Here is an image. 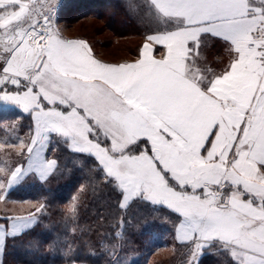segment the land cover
<instances>
[{
  "label": "snow or ice",
  "instance_id": "6c2138e0",
  "mask_svg": "<svg viewBox=\"0 0 264 264\" xmlns=\"http://www.w3.org/2000/svg\"><path fill=\"white\" fill-rule=\"evenodd\" d=\"M151 4L158 28L139 58L112 64L62 38L52 7L0 0V101L34 120L28 167L46 176L56 162L45 147L62 140L97 161L121 208L166 205L194 249L264 264V0ZM209 37L228 52L219 71L200 52ZM30 223L12 224V237Z\"/></svg>",
  "mask_w": 264,
  "mask_h": 264
},
{
  "label": "trees",
  "instance_id": "16d2710c",
  "mask_svg": "<svg viewBox=\"0 0 264 264\" xmlns=\"http://www.w3.org/2000/svg\"><path fill=\"white\" fill-rule=\"evenodd\" d=\"M118 11L121 28L114 26ZM154 11L148 0H63L55 20L65 35L63 24L71 27L81 18H107L115 37L140 38L130 51L134 56L145 36L158 28ZM75 37L87 39L96 52L90 38ZM32 134L28 112L0 109V145L5 147L1 151L8 152L6 157L0 154V165L8 161L0 166V222L28 213L36 217L29 229L15 238L7 236L2 264H113L117 258L121 264L187 263L185 251L191 244L176 239L178 214L146 201H130L121 208L119 192L105 181L97 161L62 140L52 139L48 146L47 156L57 165L46 179L30 173L6 192L11 172L26 161ZM17 206L27 210L11 211ZM198 264L232 262L227 252L212 246L202 250Z\"/></svg>",
  "mask_w": 264,
  "mask_h": 264
},
{
  "label": "rangeland",
  "instance_id": "374dc122",
  "mask_svg": "<svg viewBox=\"0 0 264 264\" xmlns=\"http://www.w3.org/2000/svg\"><path fill=\"white\" fill-rule=\"evenodd\" d=\"M27 2V1H24ZM63 0H55V5H53L52 0H38V2H27L29 3L30 7L35 8L37 13L43 14L45 11L48 10L49 7H52L51 17H54L57 15L58 8L62 4ZM107 12V11H106ZM114 15H117V22L114 26L117 28H121V23L119 21L122 20V15L116 12ZM107 17V16H106ZM63 26V32L65 35L68 36H75V35H84L87 38H90L92 43H94V46L97 50V52L103 56L104 58L110 59V60H120L123 58H132L133 55H131V49L135 47V45L139 42L140 38L136 36H129L125 35L122 37H115V34L111 29L108 28V22L107 18L105 19H95L92 17H85L77 20L73 26L67 27L66 25ZM132 30V28L128 29ZM100 38L101 40H99ZM16 107L13 103L10 101H0V109L3 108H14ZM32 137V136H31ZM22 142L24 141L21 137ZM21 141V140H20ZM3 148V145H0V154L1 156H5V153L8 154V152L1 151ZM12 147H9V150L11 151ZM8 161L5 160L0 166H5V163ZM13 210L15 212H23L26 211L24 207L18 208L13 207ZM8 210V209H6ZM208 247V246H206ZM204 247V248H206ZM202 248V250L204 249ZM202 250H196L191 245L189 249H186L184 261L186 264H198L199 257L202 253ZM188 252H191L190 256L187 255ZM194 256V259H193ZM185 264V263H183Z\"/></svg>",
  "mask_w": 264,
  "mask_h": 264
},
{
  "label": "crops",
  "instance_id": "0c3cea01",
  "mask_svg": "<svg viewBox=\"0 0 264 264\" xmlns=\"http://www.w3.org/2000/svg\"><path fill=\"white\" fill-rule=\"evenodd\" d=\"M24 1H27V2H38V0H24ZM149 3L151 4V0H148ZM152 5V4H151ZM153 6V5H152ZM36 11V10H35ZM37 12V11H36ZM51 20H53V23L55 24L53 26V28L58 32V34L64 38V39H67V40H84L86 41V43L90 46L91 50H92V53L94 55V57L104 63H112V64H118V63H131V62H135L138 58H139V53L140 51L142 50V45L143 43L145 42V39L143 40V42L140 44L139 46V50H138V53L136 55H134L132 58H123V59H120V60H110V59H107V58H104L103 56H101L97 50L95 52V50L93 49V47L91 46V44L88 42L87 39L85 38H81V37H75V36H68V35H64L62 32H61V29L60 27L57 25L56 23V20L54 17H51ZM156 31V30H155ZM155 31H152L148 34H154ZM147 34V35H148ZM146 35V36H147ZM145 36V37H146ZM213 50L211 47H213ZM157 48V52H156V58H161V55H162V50H161V46L157 45L156 46ZM200 52H201V55H202V58H203V61H204V64L212 71H219L221 70L228 62V59H229V56H228V52H227V49L226 47L224 46V43L219 40V39H216V38H211L209 37L206 41V44L202 45L201 46V49H200ZM12 103V102H11ZM14 104V103H13ZM16 107L14 108H19L21 110H23L22 106L20 105H17V104H14ZM34 136V120H33V134H32V137L31 139L33 138ZM31 139H30V142H29V145L28 147L30 146L31 144ZM48 146L47 145L45 147V152H44V155H45V158L47 160H54L56 162L55 159L53 158H50L47 156V149H48ZM27 147V148H28ZM31 155H34L33 154H29L27 152V157H26V161L23 165H19L17 167H15L13 169V171L11 172L9 178H8V182L6 184V192H8L9 190H11L12 188H14L17 184H19V182H21V180H23L28 174L30 173H33L35 174L39 179L41 180H44L46 179L50 174L51 172L55 169L57 163L54 164L52 170H50V172L44 176V177H41L39 175V172L37 171V169L35 168V166H33L32 168H29L28 167V163H29V158ZM19 168L20 171L18 173H16V176L17 178L15 180L12 179V173H15L16 172V169ZM123 203V201H122ZM9 218H12V219H8L6 222H0V229H4L5 226H7V235L5 236L4 233L0 232V264H2V259H3V254H4V245H5V241H6V238L8 235H11V232H12V229H11V225L12 224H17V223H21V222H27V221H31V223L28 225L27 228H24V229H21L18 233H22L23 231L29 229L30 227H32L36 221V217L33 213H28V214H21V215H17V216H12V217H9ZM179 223V222H178ZM175 234H176V239L181 242V243H189L191 244L189 241H184L178 231V224L176 226V231H175ZM206 247V246H205ZM204 248V247H203ZM202 250V249H201Z\"/></svg>",
  "mask_w": 264,
  "mask_h": 264
},
{
  "label": "built area",
  "instance_id": "2783aa9c",
  "mask_svg": "<svg viewBox=\"0 0 264 264\" xmlns=\"http://www.w3.org/2000/svg\"><path fill=\"white\" fill-rule=\"evenodd\" d=\"M52 23V22H51Z\"/></svg>",
  "mask_w": 264,
  "mask_h": 264
}]
</instances>
